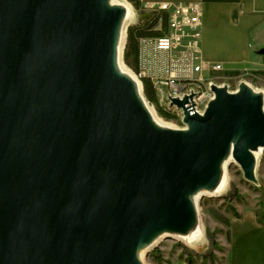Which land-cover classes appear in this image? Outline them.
<instances>
[{"label":"water","instance_id":"water-1","mask_svg":"<svg viewBox=\"0 0 264 264\" xmlns=\"http://www.w3.org/2000/svg\"><path fill=\"white\" fill-rule=\"evenodd\" d=\"M128 11L0 0V264H145L199 227L230 162L260 185L264 91L213 84L204 113L172 99L186 128L158 123L121 67Z\"/></svg>","mask_w":264,"mask_h":264},{"label":"rangeland","instance_id":"rangeland-1","mask_svg":"<svg viewBox=\"0 0 264 264\" xmlns=\"http://www.w3.org/2000/svg\"><path fill=\"white\" fill-rule=\"evenodd\" d=\"M125 1L133 7L136 20L127 28L123 64L135 71L137 66L134 63V56L130 54L126 56L127 52L132 51L128 41L129 28H137L143 32L142 36L157 34V28L160 26L163 30L166 29L167 15L156 10L150 11L141 0ZM207 73L210 79L227 84L232 91L238 89L241 81H247L255 89L264 91V85H261L264 84L263 70L223 69L209 70ZM147 101L153 105L161 119L172 124L174 128L182 127L176 116L169 113L170 118L164 117L157 103L150 101L148 96ZM227 171L229 184L226 191L222 195L205 194L199 199V211L207 244L201 248L189 247L176 237L165 236L145 254V264H174L177 261H185L188 264H226L233 220L240 219L247 213H254L258 222L264 225V151L258 160L256 170L260 185L247 181L241 166L235 161L229 163Z\"/></svg>","mask_w":264,"mask_h":264},{"label":"built area","instance_id":"built-area-1","mask_svg":"<svg viewBox=\"0 0 264 264\" xmlns=\"http://www.w3.org/2000/svg\"><path fill=\"white\" fill-rule=\"evenodd\" d=\"M146 7L150 11L164 12L167 26L165 30L162 26L157 28V34L140 37L137 67L131 71L146 99L148 85L156 96L157 104L176 116L182 126L179 128H186L184 109L172 106V99L188 98L186 108L190 113H204L215 98L212 85H224L210 79L207 72L222 71L223 67L214 64L206 69L202 60L204 11L199 2L151 3Z\"/></svg>","mask_w":264,"mask_h":264},{"label":"crops","instance_id":"crops-1","mask_svg":"<svg viewBox=\"0 0 264 264\" xmlns=\"http://www.w3.org/2000/svg\"><path fill=\"white\" fill-rule=\"evenodd\" d=\"M147 6L164 2H199L203 7L201 56L206 69L263 70L264 0H141ZM264 85V84H261ZM226 264H264V225L254 213L233 220ZM174 264H188L177 261Z\"/></svg>","mask_w":264,"mask_h":264},{"label":"bare ground","instance_id":"bare-ground-1","mask_svg":"<svg viewBox=\"0 0 264 264\" xmlns=\"http://www.w3.org/2000/svg\"><path fill=\"white\" fill-rule=\"evenodd\" d=\"M114 3H119V4H123L125 6L128 7V15H127V24L130 25L132 24L133 22H135L136 20V13L133 9V7L131 6V4H129L127 1L125 0H113ZM125 37L123 38L122 40V44H121V48L123 47L124 43H125ZM121 67L122 69L127 72V73H131L133 76V72L131 71V69H129L127 66H125L123 63H121ZM135 77V76H134ZM136 78V77H135ZM137 80V79H136ZM138 81V80H137ZM139 83V81H138ZM140 85V83H139ZM142 90V89H141ZM150 105V104H149ZM150 108H151V112L153 114V117L154 119L162 124V125H165V126H171V127H174L172 124L164 121L163 119H161L159 117V115L157 114L156 110L150 105ZM263 151L264 149L261 148L260 150H258L256 152V156L258 159H260L261 155L263 154ZM229 162H227L228 164ZM225 174H224V177H223V180L220 184V186L218 187V189L213 192L214 195H222L226 189H227V186L229 184V174H228V171H227V165H226V168H225ZM179 239H181L185 244H187L189 247H195V248H201L203 246H205V244H207V238H206V235H205V228L203 226V223L202 221L200 222L199 224V227L194 231L192 232L191 234L187 235V236H182V237H179Z\"/></svg>","mask_w":264,"mask_h":264},{"label":"trees","instance_id":"trees-1","mask_svg":"<svg viewBox=\"0 0 264 264\" xmlns=\"http://www.w3.org/2000/svg\"><path fill=\"white\" fill-rule=\"evenodd\" d=\"M142 35H143V32L139 31L137 28L130 27L128 30V41L130 44V48H132V51L127 52L126 56L128 57L129 54L134 56L135 66H137V62H138V38ZM145 90H146L145 91L146 95L148 96L150 101L157 103V99H156V96H155L152 88L147 85ZM159 110H160V113L164 117H166V118L171 117V115L168 112H166L164 109H162L161 107Z\"/></svg>","mask_w":264,"mask_h":264}]
</instances>
